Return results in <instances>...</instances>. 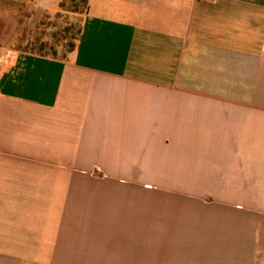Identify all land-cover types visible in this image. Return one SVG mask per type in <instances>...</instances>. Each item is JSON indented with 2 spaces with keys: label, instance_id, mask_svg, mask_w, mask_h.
Returning <instances> with one entry per match:
<instances>
[{
  "label": "crops",
  "instance_id": "crops-1",
  "mask_svg": "<svg viewBox=\"0 0 264 264\" xmlns=\"http://www.w3.org/2000/svg\"><path fill=\"white\" fill-rule=\"evenodd\" d=\"M8 57L0 264H264V0H89L68 58Z\"/></svg>",
  "mask_w": 264,
  "mask_h": 264
},
{
  "label": "rangeland",
  "instance_id": "rangeland-1",
  "mask_svg": "<svg viewBox=\"0 0 264 264\" xmlns=\"http://www.w3.org/2000/svg\"><path fill=\"white\" fill-rule=\"evenodd\" d=\"M68 2L64 8L53 12L33 15L27 25L30 37L8 36L17 22L13 15L0 14V64L13 52L27 51L47 57L66 59L77 45L86 9L83 3L75 8ZM15 48V49H11Z\"/></svg>",
  "mask_w": 264,
  "mask_h": 264
},
{
  "label": "trees",
  "instance_id": "trees-1",
  "mask_svg": "<svg viewBox=\"0 0 264 264\" xmlns=\"http://www.w3.org/2000/svg\"><path fill=\"white\" fill-rule=\"evenodd\" d=\"M72 3L74 4L73 6L76 8L79 3H83L86 9V12L88 10V6H89V0H62L61 3L59 4V8H64V6L66 5V3ZM80 33H81V28H80ZM80 33H79V37H80ZM79 40V38H78Z\"/></svg>",
  "mask_w": 264,
  "mask_h": 264
}]
</instances>
